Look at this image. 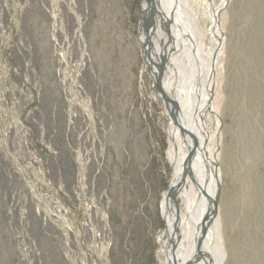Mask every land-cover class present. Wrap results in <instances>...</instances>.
Listing matches in <instances>:
<instances>
[{
	"label": "rangeland",
	"instance_id": "rangeland-1",
	"mask_svg": "<svg viewBox=\"0 0 264 264\" xmlns=\"http://www.w3.org/2000/svg\"><path fill=\"white\" fill-rule=\"evenodd\" d=\"M144 2L0 0V264H164L176 108ZM183 2L213 105L197 87V119L221 139L222 264H264V0Z\"/></svg>",
	"mask_w": 264,
	"mask_h": 264
},
{
	"label": "bare ground",
	"instance_id": "bare-ground-1",
	"mask_svg": "<svg viewBox=\"0 0 264 264\" xmlns=\"http://www.w3.org/2000/svg\"><path fill=\"white\" fill-rule=\"evenodd\" d=\"M183 3V0H145L141 24L142 43L158 69V77L165 84V96L176 108L175 121L171 118L168 128L167 156L173 172L163 211L172 241L168 250L163 248V262L170 264L174 252L180 264H202L203 259L208 264H222L220 182L215 170L221 139L218 131L212 137L207 136L197 119V87L205 91L207 101L212 105L200 60L205 48L202 45L204 35L196 15L183 11ZM179 48L187 52L185 59L190 75L186 81L180 79L184 60L178 58ZM197 76L204 80L202 85L195 82ZM213 113L218 115L216 109ZM217 122L214 126L218 128L220 121ZM183 164H186L185 170ZM178 196L181 198L179 204L175 201Z\"/></svg>",
	"mask_w": 264,
	"mask_h": 264
}]
</instances>
